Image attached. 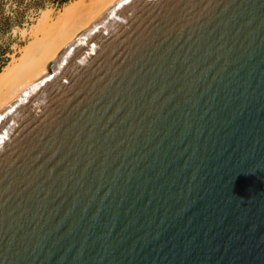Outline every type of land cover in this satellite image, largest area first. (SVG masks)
Masks as SVG:
<instances>
[{
	"label": "water",
	"instance_id": "water-1",
	"mask_svg": "<svg viewBox=\"0 0 264 264\" xmlns=\"http://www.w3.org/2000/svg\"><path fill=\"white\" fill-rule=\"evenodd\" d=\"M0 264H264V0H114L14 91Z\"/></svg>",
	"mask_w": 264,
	"mask_h": 264
},
{
	"label": "bare ground",
	"instance_id": "bare-ground-1",
	"mask_svg": "<svg viewBox=\"0 0 264 264\" xmlns=\"http://www.w3.org/2000/svg\"><path fill=\"white\" fill-rule=\"evenodd\" d=\"M113 1L71 0L57 14L43 11L22 54L0 70V105L28 79L48 68Z\"/></svg>",
	"mask_w": 264,
	"mask_h": 264
},
{
	"label": "rangeland",
	"instance_id": "rangeland-1",
	"mask_svg": "<svg viewBox=\"0 0 264 264\" xmlns=\"http://www.w3.org/2000/svg\"><path fill=\"white\" fill-rule=\"evenodd\" d=\"M69 1L0 0V70L14 56L22 54L25 45L32 39L31 33L37 29L43 11L57 14Z\"/></svg>",
	"mask_w": 264,
	"mask_h": 264
}]
</instances>
